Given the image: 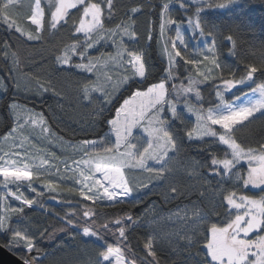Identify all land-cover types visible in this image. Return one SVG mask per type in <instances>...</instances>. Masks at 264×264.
Masks as SVG:
<instances>
[{"label": "snow or ice", "instance_id": "snow-or-ice-1", "mask_svg": "<svg viewBox=\"0 0 264 264\" xmlns=\"http://www.w3.org/2000/svg\"><path fill=\"white\" fill-rule=\"evenodd\" d=\"M229 2L230 0H215L206 6L223 8ZM48 3L54 9L51 11L52 28L66 21L70 10L77 9L78 6L82 8L75 32L84 34L83 45L74 42L67 46L61 55L55 57V62L59 65L71 64L72 68L95 76L94 80L83 84L82 99L93 102V93L101 95L99 107L93 110L91 127L95 129L97 122L103 119L108 132L96 140L84 139L77 144H70L73 150L82 152L83 155L72 162L75 167H69L66 161H61L65 164L62 171L52 163L57 159L54 153L43 154L42 149H36L29 138L22 134L24 125L29 124L39 125L42 132L49 133L43 114L24 109L16 103L9 105L15 120L18 122L23 117L24 123H16L4 135L3 143L8 151L0 148V152H3L0 155V187L3 189L0 191V232L11 234L7 246L24 247L25 253L19 256L22 264H43L36 235L26 228L13 226L11 219L13 215L22 214L24 207L38 203L39 198L45 195V192H40L33 186L34 181H39L46 192L58 191L57 181L45 179L46 175L73 179L79 187L69 191H75L84 200L94 203L106 201L113 205L126 202L138 204L139 200L130 198L136 192L149 189L153 182L167 184L168 191L161 193L165 203L182 195L169 182V177L174 174L173 165L181 148L180 138L175 134L172 124L175 120H180L183 124L178 111V106L183 104L186 112L195 117L194 126L186 132L188 140L211 137L214 142L226 146L222 158L212 154L211 174L228 176L233 179L234 184H240L243 188L252 186L260 190L259 196L237 195L236 191H230L224 200L228 208L235 212L221 215L213 206L210 211L217 218L215 220L200 209H193L191 217L186 214L181 217L190 225L193 233L189 237V248L192 246L193 237L198 238V246L202 242L205 251L200 264H264V142H258L253 147L243 140L238 142L239 138L236 136L239 129L246 128L257 120L264 121V54L259 65L245 63L242 74L237 77L236 71L229 70L219 62L217 36L220 33L201 21L198 15L201 8L196 7L192 15H187V25L193 34L198 32L200 37H210L211 42L197 51L202 59L182 55L177 42L186 51L188 45L181 31L182 22L178 23L170 15L171 5L179 3L180 8L187 14L195 0H166L160 4L157 43L161 44V55L167 57V67L164 69L165 75L158 82L149 83L151 67L146 69L145 54L128 50L124 42V37L130 40L136 38L137 33L133 29L135 21L129 16L127 20L116 24L115 28L105 27V11L109 19L114 17L113 0H102L99 3L91 0H48ZM102 3L106 4V9ZM18 5L20 0H0V21L9 30L26 36L29 41L41 40L40 32L45 15L41 0H35L34 5H29L30 14L27 18L35 25L34 31L25 30L13 18V10ZM129 11L135 15L141 8L132 7ZM173 24L176 25L174 38L167 35L169 26ZM153 31L154 28L150 26L149 41L153 39ZM226 39L232 44L229 52L235 55L236 41L232 35H228ZM101 41H111L116 48L115 53H101L95 57L89 55L88 50ZM7 47L5 42V48ZM4 55L7 57V51ZM73 56H78L80 62L73 64ZM178 57L184 61L185 67L190 65L195 69V75L189 73L186 84L183 81L179 84L174 82L177 79ZM15 63L18 61H14ZM113 67L123 69V72L113 75ZM214 71L219 75L213 76ZM225 72L228 73L227 76L224 75ZM216 79H219V83L213 84V92L207 99L206 107L200 85ZM16 87L19 89V83ZM0 88H4L2 80ZM50 88V84L47 87L40 84L36 92L42 95ZM191 97L195 98V102ZM120 100L122 102L116 106ZM109 112H114V115L106 118ZM135 129L143 136L134 135ZM60 139L62 142V138ZM241 161L247 163L246 173L237 169ZM197 166L198 162L193 160L190 164L191 175H199ZM53 168L55 172H51ZM10 185H14L16 191ZM24 185L35 193V198L29 199L20 192ZM151 192L149 190L148 194ZM203 195L201 192V196ZM9 198L19 201L21 206L12 207ZM147 214L148 210L142 215ZM174 215L179 216L180 213ZM95 216L92 207L84 206L79 213L77 209H70L61 218L65 227L54 228L52 232H48L46 227L37 230L39 239L51 240L59 232H68L70 227H75L82 232L83 237H95L98 241H104L103 250L92 264H137L136 258L126 259V253L132 257L135 254L125 245L128 230L125 221L131 222V226H137L138 218L134 219L133 214L128 212L117 215L114 220L97 224ZM81 219L83 224L80 223ZM108 235L114 236L116 242L108 243ZM144 248L152 259H145L142 264H159L152 239L145 243ZM34 252L36 255H32Z\"/></svg>", "mask_w": 264, "mask_h": 264}, {"label": "trees", "instance_id": "trees-1", "mask_svg": "<svg viewBox=\"0 0 264 264\" xmlns=\"http://www.w3.org/2000/svg\"><path fill=\"white\" fill-rule=\"evenodd\" d=\"M91 2L99 3L102 0H91ZM113 2L114 17L109 19L105 11V27L115 28L116 24L131 16L135 21L133 29L137 36L135 39L126 41L125 44L128 50L145 54L146 69L151 67L148 82H158L161 76L165 75L164 69L167 67L166 60L159 53L157 43L160 4L166 0H113ZM210 2L214 3L215 0H203L193 4L187 14L180 8L179 3H173L170 15L178 23H187V15H192L195 8L200 7L201 11L198 15L201 21L220 33L217 36L219 62L229 70L236 71L239 77L245 63L259 65L264 54V0H237L222 10L206 6ZM102 6L106 9V4L102 3ZM132 7H140L141 11L132 15L129 11ZM42 8L45 15L40 32L41 40L29 41L26 36L9 30L0 21V80L4 85L0 91V137L14 125L9 105L16 103L42 113L49 128L67 140H96L108 132L103 119L97 122L95 129L91 127L93 110L99 107L98 102L102 100V97L100 94L93 93V102L82 99L83 84L94 80V76L72 68L71 64L64 66L55 62V57L61 55L66 46L74 42L83 45L85 36L75 32V26L82 15V8L78 6L77 9L70 10L66 21H62L56 28L51 26V7L42 2ZM150 26L154 28L151 41L148 40ZM228 35H232L236 41L235 55L229 52L232 44L226 39ZM207 38V42L210 43L211 38ZM188 39L194 48L197 43H193L189 36ZM5 42H7V48H5ZM6 51L7 57L4 55ZM14 61L18 63L14 64ZM177 61L176 80H185L189 75L187 73H190L193 68L190 65L185 67L184 61L179 57ZM77 62V58L72 57V63ZM218 75L214 71L213 76ZM224 75L227 76L228 73L225 72ZM257 77L259 82V74ZM17 83L20 85L19 89L16 87ZM214 83H219V79L210 80L200 86L206 107L207 99L213 92ZM40 84L45 87L50 84L51 88L42 95H38L36 90ZM126 96L127 93L125 98ZM120 102L122 100L117 102L116 106H119ZM178 111L183 124L180 120H175L172 127L180 138L181 148L173 165L174 174L169 177V182L182 195L165 203L161 193L168 191V188L163 182L159 184L153 182L149 189L134 194L130 199L139 200L138 204L126 202L113 205L106 201L94 203L80 199L78 196L60 198L55 194L45 193L39 198L37 207H24L22 214L13 215L11 219L13 226L26 228L36 235L43 264H92L97 259L98 253L103 250L104 241H98L95 237H83L82 232L75 227H70L68 232H59L51 240L39 239L37 232L45 227L48 232H52L54 228L65 227L61 219L65 213L70 209H77L79 213L84 206L93 208L97 224L114 220L117 215L128 212L133 214L134 219L138 218L137 226H131V222L125 221V225L128 226L125 245L135 254L132 257L126 253V259L136 258L137 264H142L145 259L151 261L152 258L148 256L144 245L152 239L159 264H200L205 249L202 247V242H199L198 246L197 237H193L192 246L189 248V237H192L193 233L190 225L181 217L185 214L191 217L193 209H200L209 213L215 220L217 218L212 216L210 211L213 206L221 215L233 213L224 200L230 191H236L237 195H253L259 194L260 190L243 188L240 184H234L233 179L228 176L211 174L212 154L215 153L222 158L226 147L214 142V138L211 137H205L204 140H188L186 132L194 125L193 119L184 111ZM113 115L114 112H109L106 118H111ZM236 136L239 138L238 142L243 140L250 146H257L258 142H264V121L257 120L248 127L239 129ZM193 160L198 162L196 171L199 175L190 174L192 172L190 164ZM149 190H152L151 194H148ZM201 192L204 193L203 196ZM53 196L57 197L58 201L50 199ZM146 210L148 214L142 215ZM177 212L180 213L179 216L174 215ZM80 223L83 224L84 221L81 219ZM10 235V233L1 232L0 243L17 256L24 254L25 249L22 246L14 245L11 248L7 246ZM106 240L108 243L116 242L115 237L110 235L106 236Z\"/></svg>", "mask_w": 264, "mask_h": 264}, {"label": "rangeland", "instance_id": "rangeland-1", "mask_svg": "<svg viewBox=\"0 0 264 264\" xmlns=\"http://www.w3.org/2000/svg\"><path fill=\"white\" fill-rule=\"evenodd\" d=\"M201 1H203V0H195V3H199ZM236 1L237 0H230V2L223 8H220V7H212V8L217 9V10H222V9L227 8L228 6H230L231 4H233ZM34 2H35V0H20V5H18V7L13 10V12H14L13 18L17 19L18 22L20 23L21 27L24 28L25 30H28V31H34L35 30V25H32L30 20H28V18H27L28 15L30 14L29 5L30 4L34 5ZM42 2H45L49 7H51L48 3V0H41V7H42ZM52 10H54V9L51 7V11ZM175 28H176L175 24L169 26V29L167 31V35L169 37H173V38L175 37ZM170 30H172L171 33H169ZM181 31H182V34L184 35L186 43L188 45V48L186 51L184 49V47L182 45H180L179 42H177V47L180 48L182 55L187 56L189 58L202 59V57L198 56L197 51L199 49H203L206 47V44H208V42H207L208 38L207 37H200L198 32L193 34L191 29L189 28V26L185 22L181 23ZM81 34H83V33H81ZM188 36L193 43H197V44L200 43V45L195 44V46L193 48L191 42H189ZM117 39H119V37H117ZM129 40L130 39L128 37H124V42L129 41ZM64 49H63V51H64ZM158 50H159V53L161 54V44H159ZM63 51H62V53H63ZM115 51H116V48H115V46H113L111 44V41H107V42L101 41L94 48L89 49L88 54L95 57V56H99L101 53H115ZM75 57L77 58L78 62H80L79 57L78 56H75ZM162 57H164V59L166 60V63H167V57L166 56H162ZM126 58L127 57H125V59ZM64 66H69V65H64ZM209 66H211V65H209ZM117 72H123V69H118L116 67H113L112 68L113 75H115ZM190 73H192V75H195V69H192V71ZM188 74H189V72L187 73V75ZM213 74H214V72H213ZM92 76H94V75L92 74ZM94 79H95V76H94ZM181 81H183L186 84L187 78H185V80H179V81L175 80L174 82L179 84ZM169 87H170V85H169ZM1 89L2 88H0V91H1ZM97 94H99V93H97ZM181 99H183V98H181ZM191 99L193 100V102H195L194 97H191ZM20 106H22V105H20ZM22 107L24 109H29L25 106H22ZM178 110L184 111V113H186L188 116H190L193 119V122L195 123V117L192 114H189L186 112V110L183 107V104H180L178 106ZM32 111L34 113H39V112L34 111V110H32ZM12 117L14 119L13 127L15 126L16 123H20V124L24 123L23 117L18 122L15 120V117L13 115H12ZM47 127L49 128L48 124H47ZM49 130H50L49 133H44L41 131V127L39 125L32 126L29 124V125H24L23 130H22V134L29 138V140L31 141V144L35 145L36 149H42L43 154L49 155L51 153H54L55 157L57 159L53 160L52 163L57 165L62 171L65 168V164L61 163V161H66L67 166H69V167H75V165L72 162L74 160H79L81 158V156L83 155V153L76 151V150H73V148L70 147L69 145L70 144H77L79 141L67 140V139L61 137L60 135L54 133L50 128H49ZM134 135L143 136V134L138 129L134 130ZM53 136L55 137V139H52ZM3 137L4 136L0 137V148H2L3 151H8L7 146L3 143ZM60 138H62V142H61ZM33 151H35V149H33ZM2 154H3V152H0V155H2ZM152 163L153 162H150V164H152ZM237 169L243 173H246V170H247L246 161H241L240 164L237 166ZM51 172H55V168H53L51 170ZM68 175L70 176L71 174L69 173ZM220 176H222V175H220ZM223 177H225V176H223ZM48 178L56 180L58 185H59L58 191L55 193H51V194H55L56 196H59L60 198L72 197V196L80 197L77 192L69 191V189H74V188L79 187L73 179H61L60 176L46 175L45 179H48ZM0 180H2V177H0ZM33 186L36 187L37 190L40 192L49 193V192H46V190L43 188L42 184L39 181H34ZM9 187H11L13 191H16V187L14 185H10ZM248 187L252 190H256V191L259 190V189H254L252 186H248ZM0 191H3L2 187H0ZM20 192H23V194L25 196H27L29 199L35 198V193H32L28 189L27 185L22 186L20 188ZM136 193H138V192H136ZM136 193H134V194H136ZM259 194H260V192H259ZM259 194H253V195L249 194V195L250 196H259ZM50 199H52L54 201H58L57 197H55V199H53V197H51ZM80 199H83V198L80 197ZM9 204L12 207H20V202L14 200L12 198H9ZM33 207H37V203L34 204ZM229 210L233 211V213L235 212L234 209H229ZM90 238H94V237H90ZM105 264H107V262H105Z\"/></svg>", "mask_w": 264, "mask_h": 264}, {"label": "water", "instance_id": "water-1", "mask_svg": "<svg viewBox=\"0 0 264 264\" xmlns=\"http://www.w3.org/2000/svg\"><path fill=\"white\" fill-rule=\"evenodd\" d=\"M0 264H22L19 256L0 243Z\"/></svg>", "mask_w": 264, "mask_h": 264}]
</instances>
